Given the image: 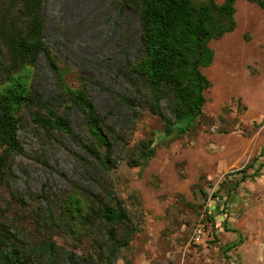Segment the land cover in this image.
<instances>
[{
  "label": "rangeland",
  "instance_id": "rangeland-1",
  "mask_svg": "<svg viewBox=\"0 0 264 264\" xmlns=\"http://www.w3.org/2000/svg\"><path fill=\"white\" fill-rule=\"evenodd\" d=\"M110 1L44 0L43 19L46 43L63 83L81 87L98 114L117 125L130 112L115 104L118 95L126 93V84L115 76L114 66L123 62V50L129 60L137 58L140 32L135 18L126 32L125 18ZM235 8V30L209 43L212 63L200 69L210 83L201 115L178 125L170 136L146 111L132 128L127 125L131 131L124 158L100 182L102 189L112 187L131 218V240L113 264H264V166L254 178L240 181L244 174L238 172L251 165L250 174L264 162V9L244 0ZM58 73L41 56L29 84L66 116L76 134L82 133L80 113L59 106ZM183 127L188 130L179 136ZM19 139L25 155L15 158L13 168L22 190L37 194L44 186L59 194L72 182L96 186L97 177L89 178L77 160L79 148L72 139L47 136L28 118ZM148 139L153 140L154 153L131 166L130 150ZM217 189L218 198H213ZM215 203L220 206L218 217L212 211ZM208 210L212 217L207 222ZM201 216L206 240L190 254L185 247ZM95 237L102 239L98 232ZM54 241L58 264H68L70 251L80 263L90 252L87 237L78 247L63 236Z\"/></svg>",
  "mask_w": 264,
  "mask_h": 264
},
{
  "label": "trees",
  "instance_id": "trees-1",
  "mask_svg": "<svg viewBox=\"0 0 264 264\" xmlns=\"http://www.w3.org/2000/svg\"><path fill=\"white\" fill-rule=\"evenodd\" d=\"M237 1L111 0L110 7L125 18L126 32L135 18L140 52L131 61L123 50V62L114 66L115 76L126 84V93L118 95L115 104L130 113L117 125H110L81 87L63 83L62 71L45 39L44 0H0V264H58L60 255L54 237L60 236L69 239L73 247L85 237L90 239V252L80 258L81 263L70 251L66 254L68 264L117 261L132 237L131 218L112 187L102 189L100 182L124 158L131 131L127 125L132 128L143 111L161 121L166 136L201 115L204 92L210 83L200 69L212 63L209 43L235 30ZM244 1L264 9V0ZM41 56L59 72V106L80 113L82 133L76 134L66 116L29 84L32 68ZM26 118L47 136L72 139L79 148L77 160L89 178L93 174L97 177L96 186L72 182L59 194L44 186L37 194L19 188L13 164L15 158L25 155L19 131ZM187 130L179 128L178 135ZM153 153V140H141L130 150L128 162L138 166ZM263 166L264 162L250 174L247 171L251 165L238 171L244 174L240 181L256 177ZM219 192L217 189L212 197L218 198ZM219 207L215 205V209ZM210 217L208 210L207 222ZM95 232L102 239L95 237Z\"/></svg>",
  "mask_w": 264,
  "mask_h": 264
},
{
  "label": "built area",
  "instance_id": "built-area-1",
  "mask_svg": "<svg viewBox=\"0 0 264 264\" xmlns=\"http://www.w3.org/2000/svg\"><path fill=\"white\" fill-rule=\"evenodd\" d=\"M206 235V225L203 216L199 218L189 237V242L194 245L202 243Z\"/></svg>",
  "mask_w": 264,
  "mask_h": 264
},
{
  "label": "crops",
  "instance_id": "crops-1",
  "mask_svg": "<svg viewBox=\"0 0 264 264\" xmlns=\"http://www.w3.org/2000/svg\"><path fill=\"white\" fill-rule=\"evenodd\" d=\"M214 205H216V203L214 204ZM213 205V206H214ZM212 211L214 212V216L215 217H218L217 215H218V210L217 209H215V206L212 208ZM212 212V213H213ZM220 217H223V216H221L220 215ZM216 232H217V230H216ZM205 240L206 239H204L203 241H202V243H200V244H198V245H194V244H188L185 248H186V252H188V253H190V254H193L194 253V251H195V249H197V248H200V247H203V245H204V243H205ZM201 245V246H200ZM198 259H196V261H197Z\"/></svg>",
  "mask_w": 264,
  "mask_h": 264
}]
</instances>
